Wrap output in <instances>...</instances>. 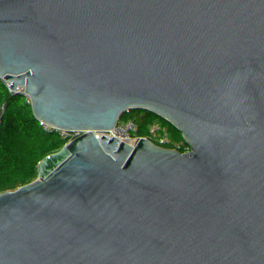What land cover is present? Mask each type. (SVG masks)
Instances as JSON below:
<instances>
[{"label": "water", "instance_id": "water-1", "mask_svg": "<svg viewBox=\"0 0 264 264\" xmlns=\"http://www.w3.org/2000/svg\"><path fill=\"white\" fill-rule=\"evenodd\" d=\"M264 264V0H0V256Z\"/></svg>", "mask_w": 264, "mask_h": 264}, {"label": "trees", "instance_id": "trees-1", "mask_svg": "<svg viewBox=\"0 0 264 264\" xmlns=\"http://www.w3.org/2000/svg\"><path fill=\"white\" fill-rule=\"evenodd\" d=\"M94 255L98 258L99 264H109L113 259L120 258L128 264H137L129 256L121 251L103 244L90 245L83 250L80 256ZM0 264L1 261H0Z\"/></svg>", "mask_w": 264, "mask_h": 264}, {"label": "built area", "instance_id": "built-area-1", "mask_svg": "<svg viewBox=\"0 0 264 264\" xmlns=\"http://www.w3.org/2000/svg\"><path fill=\"white\" fill-rule=\"evenodd\" d=\"M0 261L2 264H18L12 260H9L8 258L4 256H0ZM75 264H99V260L94 255L79 256ZM109 264H128V263H126L120 258H117V259L111 260Z\"/></svg>", "mask_w": 264, "mask_h": 264}]
</instances>
